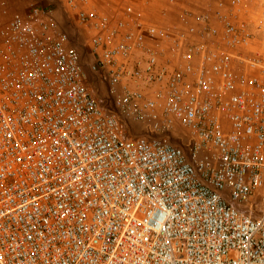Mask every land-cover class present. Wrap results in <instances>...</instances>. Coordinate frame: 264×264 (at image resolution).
Listing matches in <instances>:
<instances>
[{
    "label": "built area",
    "instance_id": "built-area-1",
    "mask_svg": "<svg viewBox=\"0 0 264 264\" xmlns=\"http://www.w3.org/2000/svg\"><path fill=\"white\" fill-rule=\"evenodd\" d=\"M58 2L107 96L0 0V264H264V0Z\"/></svg>",
    "mask_w": 264,
    "mask_h": 264
},
{
    "label": "rangeland",
    "instance_id": "rangeland-1",
    "mask_svg": "<svg viewBox=\"0 0 264 264\" xmlns=\"http://www.w3.org/2000/svg\"><path fill=\"white\" fill-rule=\"evenodd\" d=\"M94 1L100 10L108 11L110 7L113 6L114 4L126 2L127 0H94ZM131 1H138V0H131ZM179 1L188 2L190 0H179ZM253 1L259 2L262 0H253ZM160 3L164 4L165 0H160ZM49 4H53L55 9L54 14L56 19L63 27V29L68 33L70 37V45L75 47L80 53L81 63L87 77L88 86L91 89H93L94 92L97 93V95L102 101L105 100L107 96L106 87L95 77V75L90 70V65L93 61V55L91 53L88 43L90 38V33L84 30L79 25V23L76 21L74 16H70L66 13V10L62 8L58 0H51ZM171 17H172L171 20L178 19L177 12L175 11V14H173ZM105 105L109 106L107 103H105ZM137 129L139 128L137 127Z\"/></svg>",
    "mask_w": 264,
    "mask_h": 264
},
{
    "label": "crops",
    "instance_id": "crops-1",
    "mask_svg": "<svg viewBox=\"0 0 264 264\" xmlns=\"http://www.w3.org/2000/svg\"><path fill=\"white\" fill-rule=\"evenodd\" d=\"M10 3L15 5L16 8H20V6L25 3L29 6L38 5L46 9H51L53 12L55 11L53 4H49L51 0H8ZM153 8L156 9L161 3L160 0H150Z\"/></svg>",
    "mask_w": 264,
    "mask_h": 264
}]
</instances>
